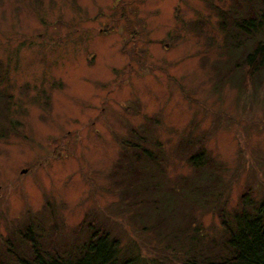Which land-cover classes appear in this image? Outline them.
<instances>
[{
  "label": "rangeland",
  "instance_id": "obj_1",
  "mask_svg": "<svg viewBox=\"0 0 264 264\" xmlns=\"http://www.w3.org/2000/svg\"><path fill=\"white\" fill-rule=\"evenodd\" d=\"M249 4L0 0L1 124L9 130L0 137V241L30 222L71 245L93 212L143 256L178 264L194 238L222 247L219 212L232 223L245 192V209L264 213V73L241 75L242 49L264 27L244 33L226 17L236 5L246 14ZM135 132L161 158L145 172L160 170L165 194L197 176L184 142L202 138L212 161L194 178L189 193L200 187L197 196H184L172 215L187 226L179 242H159L119 208ZM160 187L140 198H164Z\"/></svg>",
  "mask_w": 264,
  "mask_h": 264
},
{
  "label": "trees",
  "instance_id": "obj_2",
  "mask_svg": "<svg viewBox=\"0 0 264 264\" xmlns=\"http://www.w3.org/2000/svg\"><path fill=\"white\" fill-rule=\"evenodd\" d=\"M248 1L250 4L246 14H241L239 10L241 6L236 5L235 10L226 14V17L230 19L234 28L252 34L257 27H264V0H256L254 3L253 0ZM256 31L259 32V29ZM260 37L252 39L251 43L248 42L250 44L248 49L246 47L242 49L245 53L243 57L245 67L241 71L244 81L252 80L264 73V37L262 35ZM247 39L245 35L244 40ZM238 45L240 43L236 48ZM6 109V106H0V137L6 136L9 132L8 128L1 124ZM137 135L140 141L145 142V135L135 132L136 138L130 143L134 150L130 153L131 156H128L129 162L125 164L132 166V169L124 172L128 175V172L133 170V176L128 175L130 176L128 183L126 182L125 188L121 189L122 199L119 208L123 206L124 210L128 209L132 220L137 224L136 227L142 232L150 229L159 242L165 241L169 244L172 237L176 239L175 234H182V230L187 228L172 216L179 210L178 202L189 194L197 196L196 192L200 191V187H195L193 193H189L197 182L194 178L202 179L201 168L209 166L212 161L202 147V138L196 139V142L189 140L184 142L185 149L191 147L186 151L185 157L197 172V176L187 183L179 181L170 185L172 187L165 194L166 186L169 185L160 179L162 176L160 170L155 177L145 172L149 164L158 165L155 162L161 158L158 154L153 155L146 146L136 141ZM124 155L127 157L126 153ZM116 166L123 165L117 163ZM137 182L146 187H138ZM158 184L162 185L159 189L162 190L164 198L153 195L151 197L158 201L140 198L149 186L157 190ZM151 193L153 194L152 191ZM246 198L247 192L241 196L242 207L234 215L232 223L219 212L220 225L225 235L222 247L216 242H210L202 247L198 238L193 237V244L188 246L189 249L180 253L178 264H264V213L261 208L255 213L248 212L245 209ZM73 231L77 235L75 238L80 234L83 237L80 240L74 239L71 245L64 246L55 242V233H42L34 223H22L18 229L0 241V264H166L157 260V255L143 256L139 244L135 241L129 240L124 244L121 235L111 230L108 221L99 218L93 212L86 213ZM179 241L176 239V242Z\"/></svg>",
  "mask_w": 264,
  "mask_h": 264
}]
</instances>
